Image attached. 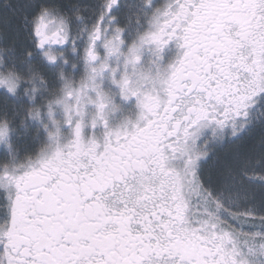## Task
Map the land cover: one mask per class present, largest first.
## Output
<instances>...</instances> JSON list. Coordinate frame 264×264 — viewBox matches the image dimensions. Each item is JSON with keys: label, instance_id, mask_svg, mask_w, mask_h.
<instances>
[{"label": "snow or ice", "instance_id": "obj_1", "mask_svg": "<svg viewBox=\"0 0 264 264\" xmlns=\"http://www.w3.org/2000/svg\"><path fill=\"white\" fill-rule=\"evenodd\" d=\"M0 264H264V0H0Z\"/></svg>", "mask_w": 264, "mask_h": 264}, {"label": "flooded vegetation", "instance_id": "obj_2", "mask_svg": "<svg viewBox=\"0 0 264 264\" xmlns=\"http://www.w3.org/2000/svg\"><path fill=\"white\" fill-rule=\"evenodd\" d=\"M174 54H175V49L173 48L171 51H169L168 55H169V56H173ZM119 115H120V114L117 113L116 116H115V118H118Z\"/></svg>", "mask_w": 264, "mask_h": 264}, {"label": "rangeland", "instance_id": "obj_3", "mask_svg": "<svg viewBox=\"0 0 264 264\" xmlns=\"http://www.w3.org/2000/svg\"><path fill=\"white\" fill-rule=\"evenodd\" d=\"M114 119L118 120L119 119V116H118V118H114Z\"/></svg>", "mask_w": 264, "mask_h": 264}]
</instances>
